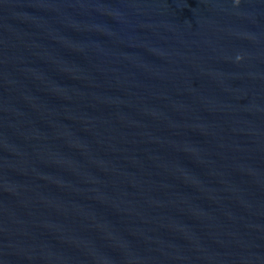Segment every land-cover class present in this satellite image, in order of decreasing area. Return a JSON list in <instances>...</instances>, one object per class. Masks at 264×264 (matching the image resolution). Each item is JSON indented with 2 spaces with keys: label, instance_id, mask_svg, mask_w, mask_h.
Here are the masks:
<instances>
[{
  "label": "water",
  "instance_id": "1",
  "mask_svg": "<svg viewBox=\"0 0 264 264\" xmlns=\"http://www.w3.org/2000/svg\"><path fill=\"white\" fill-rule=\"evenodd\" d=\"M0 264H264V0H0Z\"/></svg>",
  "mask_w": 264,
  "mask_h": 264
}]
</instances>
